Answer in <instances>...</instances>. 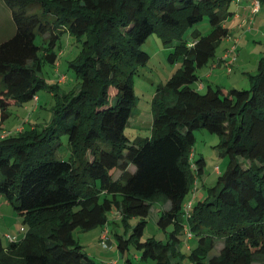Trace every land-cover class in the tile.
<instances>
[{
  "label": "trees",
  "instance_id": "obj_1",
  "mask_svg": "<svg viewBox=\"0 0 264 264\" xmlns=\"http://www.w3.org/2000/svg\"><path fill=\"white\" fill-rule=\"evenodd\" d=\"M4 1L16 32L0 42L3 120L10 107L38 101L42 90L53 105L45 126L0 133V194L29 224L20 240L5 244L0 236V264H100L73 232L105 227L112 211L126 232L129 220L140 219L128 238L115 233L116 244L122 255L134 245L146 264H264V51L248 75L249 89L192 87L229 36L223 23L235 0ZM205 19L209 30L182 39ZM65 33L82 49L69 64L79 87L62 91L46 82L43 68L56 66ZM152 34L172 48L168 61L180 60L181 67L151 100V136L131 144L125 129L136 104L134 76L150 61L141 47ZM201 129L220 136L230 162L185 218V200L205 172L204 159H191ZM64 136L67 160L56 155ZM116 169L121 176L114 180ZM168 202L158 225L172 227L169 238L142 241L153 205ZM186 225L197 239L187 253ZM218 240L223 247L211 255Z\"/></svg>",
  "mask_w": 264,
  "mask_h": 264
},
{
  "label": "rangeland",
  "instance_id": "obj_2",
  "mask_svg": "<svg viewBox=\"0 0 264 264\" xmlns=\"http://www.w3.org/2000/svg\"><path fill=\"white\" fill-rule=\"evenodd\" d=\"M264 14V6L262 9ZM210 27L208 19L200 22L198 25L188 29L183 40L191 39V33L195 28L202 31L207 30ZM16 32V25L12 17L11 9L6 5L4 0H0V42L8 39ZM48 38V36L46 35ZM42 37L38 35L37 43H41ZM255 40H251L252 44L256 46L254 54L258 51V47L255 44ZM224 42L220 44L216 51V56L222 54ZM82 46L74 37L68 33L63 34L55 48L57 54V66L45 65L43 68V76L48 84H59L62 91L78 89L79 81L75 72L69 67L71 61L75 60L81 52ZM141 49L150 55V61L144 67H141L138 73L134 76V89L136 95V104L133 108L132 115L129 119L128 126L125 129V133L132 144L138 137H150L152 126V112H151V100L156 94V89L159 85L166 83V81L177 72L181 67V61L170 63L168 56L172 51L170 47H166L162 40L156 35L152 34L147 41L142 45ZM236 50L234 45L230 50ZM253 53L249 54L251 60L248 63H253ZM238 57V56H237ZM209 65V64H208ZM208 65L205 68L198 69L199 76H205L202 78L204 82V92L207 91L210 85H222L227 89H249L250 79L249 74H243L238 68L234 73L227 72V68L224 66L221 71L213 72V75L207 76L205 73L208 71ZM252 69H248L251 71ZM254 71V70H252ZM256 73V72H255ZM62 76H65V81L60 82ZM237 79L243 80L241 85L232 88L231 83H234ZM212 83V84H211ZM199 82L192 85L193 88L198 87ZM0 89H3V85L0 78ZM40 100L37 102H29L20 106H12L8 109V116L6 120H3L4 113L0 108V133L7 135L9 133H15L22 131L23 129L32 128L34 125L40 127L45 126L51 119L50 109L53 105V97L49 91L42 90L38 94ZM195 144L192 148L191 159L197 161L204 159L206 166L204 175L198 179V184H195L194 189L187 196L184 205L189 199H193L195 194L194 203L201 201L205 198L207 189L216 185L220 175L225 173L228 168L230 157L227 154H223L220 143L221 138L216 133H211L207 130H196ZM57 158L67 160L71 157V149L68 144L67 136L61 138V149L56 153ZM248 163L247 160L240 158V163ZM219 171H217V168ZM130 171H134V166H130ZM114 180L119 179L121 176L120 170H114L111 172ZM2 176L0 174V181ZM167 205L164 203H155L151 209V213L147 219V225L144 230L142 241H146L149 238H154L160 241H166L169 238V233L172 227H168L167 231H163L159 228L158 220L160 214L165 210ZM118 215V217H117ZM120 214L116 211H112L109 214V231L110 242L109 248H104L101 244V235L104 227H98L90 231H83L80 228L73 232L74 238L83 247V251L92 259L100 264H125L127 259H132L133 264H146L141 261V252L138 251L134 245H130L129 251L122 255L116 244L115 233L121 234L126 238L129 237L131 228L137 224L139 218H132L129 220V231L126 232L125 228L118 224ZM184 218V217H183ZM116 222V223H113ZM24 229V231H22ZM29 224L24 222L22 216H20L14 209L13 205L8 201L6 196L0 194V236L3 238L4 243L7 244L9 240L8 236L15 237L16 240H20L25 236ZM197 246V239L188 240L184 236L182 242V249L187 253L190 248ZM223 247V240H218L215 249L211 255H216ZM186 264H189L186 261ZM256 264V262L254 263Z\"/></svg>",
  "mask_w": 264,
  "mask_h": 264
},
{
  "label": "crops",
  "instance_id": "obj_3",
  "mask_svg": "<svg viewBox=\"0 0 264 264\" xmlns=\"http://www.w3.org/2000/svg\"><path fill=\"white\" fill-rule=\"evenodd\" d=\"M252 2L253 0H235L234 2L231 3L229 7V12L231 14L228 15L226 21L223 23V26L229 30V36L222 41L224 42L222 54L216 56V58H214L209 63L208 71L205 73V75L211 77L213 75V72L215 71L220 72L221 68L224 66L227 68L228 60L225 58V56L226 53H228L234 45L236 46L235 52L238 57H237V61L232 65L233 69L232 72L230 73L231 74L234 73L236 68H238V70H240L243 74H255V72L257 71L259 59L263 55V51H264V14L262 13V9H263V5H262L260 11L257 14L253 15L251 11ZM209 28L207 30H209ZM194 30H200V29L195 28ZM254 39H256L255 44L258 47V51L255 54L254 51L256 49V46L252 44L254 41L253 42L251 41ZM191 40H192V35H191V39H188L187 41H191ZM251 53L254 54L253 63H248L251 60V58H249L248 55ZM248 69H252L254 71L252 70L248 71ZM203 77L205 78V76H200L199 85L198 87H196V89L199 90L200 92H204L205 89V86L203 84L204 82L202 81ZM242 82L243 80L237 79L234 83H231V87L232 88L237 87L238 85H241ZM210 86L215 88L217 86L219 87L222 85L212 84ZM222 87H226V86H222ZM165 205H167L165 210H168L170 207V203L169 202L165 203ZM109 224L110 223H108L107 226H109Z\"/></svg>",
  "mask_w": 264,
  "mask_h": 264
},
{
  "label": "built area",
  "instance_id": "obj_4",
  "mask_svg": "<svg viewBox=\"0 0 264 264\" xmlns=\"http://www.w3.org/2000/svg\"><path fill=\"white\" fill-rule=\"evenodd\" d=\"M261 7H262V4H261L260 0H253L252 8H251L252 14L253 15L257 14L260 11ZM225 58L228 60L227 61L228 62L227 63V69H228V72L230 73V72H232V69H233L232 65L237 61V55L234 54V50L232 49L228 53H226ZM56 66L58 67V64H56ZM61 80L65 81V76L61 77L60 82H61ZM37 99H38V97L34 98L35 101H37ZM216 169H217V171H219L218 167ZM194 199H195V194L193 196V199L188 200V202L184 205L185 218H189L191 215V211H192V208L194 206ZM117 217H118V215H117ZM107 225H105V227L103 229V233L100 237L101 244L103 245L104 248H109L108 240L110 238V236H109L110 232H109V228ZM22 231H24V229H22ZM185 237L188 240L194 238L192 232L190 231V229L187 225L185 226ZM8 239L12 242L16 241L15 237L8 236ZM113 264H118V263L114 262Z\"/></svg>",
  "mask_w": 264,
  "mask_h": 264
}]
</instances>
